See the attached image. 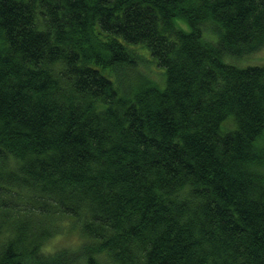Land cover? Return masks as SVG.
<instances>
[{
	"label": "trees",
	"instance_id": "obj_1",
	"mask_svg": "<svg viewBox=\"0 0 264 264\" xmlns=\"http://www.w3.org/2000/svg\"><path fill=\"white\" fill-rule=\"evenodd\" d=\"M263 45L264 0H0V264H264Z\"/></svg>",
	"mask_w": 264,
	"mask_h": 264
},
{
	"label": "rangeland",
	"instance_id": "obj_2",
	"mask_svg": "<svg viewBox=\"0 0 264 264\" xmlns=\"http://www.w3.org/2000/svg\"><path fill=\"white\" fill-rule=\"evenodd\" d=\"M227 60H230L241 66H246L249 64H263L264 63V45L259 50L243 58L227 56ZM76 239H77V235L74 232L67 231L63 234H60L52 238L49 246H52L53 248H56L58 246H64V245L69 246L68 244L74 243Z\"/></svg>",
	"mask_w": 264,
	"mask_h": 264
}]
</instances>
